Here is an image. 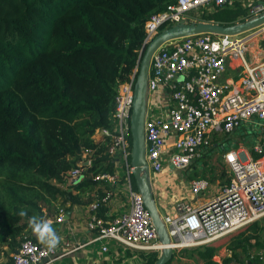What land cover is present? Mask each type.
<instances>
[{"label":"built area","instance_id":"built-area-1","mask_svg":"<svg viewBox=\"0 0 264 264\" xmlns=\"http://www.w3.org/2000/svg\"><path fill=\"white\" fill-rule=\"evenodd\" d=\"M233 2H170L145 20L143 45L163 26L197 20L196 16L232 6ZM245 8L243 19L263 11L264 3L249 2ZM247 32L243 36L242 33L187 35L165 42L152 54L144 119L145 159L151 178L165 168L187 169L214 147L216 151V147L220 148L230 177L228 184L209 199L197 204L175 199L172 210L161 215L174 250L211 244L264 217V59L248 62L245 58L249 41L254 44L264 39V24ZM228 69L240 70L236 78H231L226 75ZM136 72L137 66L127 80L118 84L109 126L97 128L92 135L95 141L105 142L104 152L109 158L114 161L122 158L125 167L121 177L115 171H102L92 175V179L111 184L122 180L129 190V210L112 218L102 217L98 212L109 194L96 195L89 203L87 228L95 233L92 241L108 239L132 252L159 253L165 245L158 240L142 195L133 189L130 179L133 168L130 116ZM243 125L250 126L253 132L251 145L247 147L242 145L244 136L232 137ZM244 133L248 134L246 129ZM229 138L234 144L227 147L224 141ZM82 157L87 158L83 154ZM85 163L90 164V159ZM83 173L85 167H75L66 176L76 179ZM208 187L205 178L189 183L193 197ZM64 213L59 209L56 220L61 222ZM81 246L63 241L49 249L39 240L24 237L11 259L13 264H50ZM102 250L107 247L103 245Z\"/></svg>","mask_w":264,"mask_h":264},{"label":"trees","instance_id":"trees-1","mask_svg":"<svg viewBox=\"0 0 264 264\" xmlns=\"http://www.w3.org/2000/svg\"><path fill=\"white\" fill-rule=\"evenodd\" d=\"M173 1L0 0V244L14 249L29 219L43 218L41 202L63 193L57 184L72 168L85 167L88 174L71 186L77 190L96 184L92 175L114 171L105 142L92 135L109 126L118 84L135 66L138 73L145 20ZM234 5L231 14H219L225 6L197 20H243L246 8ZM85 150L90 164H83ZM104 211L98 214L106 217ZM252 238L239 232L227 247L249 251ZM216 250L205 245L194 251L212 264ZM141 254L138 264H154L158 256Z\"/></svg>","mask_w":264,"mask_h":264},{"label":"crops","instance_id":"crops-1","mask_svg":"<svg viewBox=\"0 0 264 264\" xmlns=\"http://www.w3.org/2000/svg\"><path fill=\"white\" fill-rule=\"evenodd\" d=\"M233 1H234L233 5L238 4L241 7H245L249 2L264 3V0H233ZM250 50L252 53L256 50H259L258 43H254L252 47L250 46L249 51ZM252 58L255 59L252 60ZM252 58L251 61L259 60V58L256 56H253ZM226 75L232 78L231 73L228 74L226 73ZM165 171L168 170L164 169L162 172H160L155 176H152L151 178L152 188L155 195V200L157 203L158 210H159V206H161L164 209L165 212L164 214H166L167 212L172 210L171 205L175 199H184L185 201L193 202L194 204H197L198 202L202 201L200 199L198 201L196 199H193L190 190H187L184 193H180L179 187L182 184L178 181L174 182V180H171L170 174L166 175ZM169 172L173 173L175 171L170 170ZM87 176L88 174L86 175V173H83L82 176L76 178L75 181L78 182L79 180ZM118 182L120 181L111 184L106 181H97L96 184H94L92 187L89 188L79 189V190L72 188L71 191L69 190L70 191L69 197L64 201L65 206H63L64 207L63 210L65 212L64 219L61 221V223L62 222L66 223V227L63 226L62 224H59L60 222L56 220L57 215H55V219L49 218V220H51L50 223L54 222L55 220H56L55 223H58V225L54 228V230L56 231L57 235L60 238L59 244L63 241H68L71 244V246H79V245L82 246L80 248H77V250H75L71 254L64 256L62 258H58L53 262H51L50 264H138L142 262L143 255L140 252L139 253L132 252L117 243H115V245L110 247L111 242L92 241L95 233L88 230L87 228V221L90 215L89 203L92 201L91 200L92 196L93 197H95L96 195L104 196L107 193L109 194L108 201L103 205L106 209V211H104V215L107 216V218L119 216L122 213L126 212L125 210H120L119 212H117L116 207L114 206L116 200L112 195L111 189L113 187H116V184ZM168 184H171V186H168ZM158 190L160 191L167 190L168 191L167 197L165 199H160ZM204 200L207 199H203V201ZM77 206H81L82 209L83 208L85 210L87 209V211L89 210L86 219H84L82 223L76 219ZM160 215L163 214L160 213ZM242 229L243 228L235 231L236 233L234 232L232 234H229V236L227 235L219 240L212 242L211 244H208L217 247V250L212 257L213 264H232L233 262L236 264H264V244H261V248L259 249H256L254 245H251L249 251L246 252L242 251L240 247L239 248L236 247L234 252H232L227 247L226 242L229 241L233 236H235L239 232H243ZM33 237L34 239L38 240L34 232H33ZM103 245L107 247L106 251L102 250ZM202 246L205 245L184 248L177 251L185 255L187 252L191 253L192 255L196 254V257L199 260L198 259L191 260L188 262V264H203V262L205 261L201 259L198 256V254L194 251L195 248L198 247L201 248ZM175 251L176 250L173 249L174 255H176ZM108 252L109 254H107ZM122 254L123 256H121Z\"/></svg>","mask_w":264,"mask_h":264},{"label":"rangeland","instance_id":"rangeland-1","mask_svg":"<svg viewBox=\"0 0 264 264\" xmlns=\"http://www.w3.org/2000/svg\"><path fill=\"white\" fill-rule=\"evenodd\" d=\"M233 6H229V8L220 11L219 14L227 15L231 14L234 12L232 10ZM231 7V8H230ZM235 8V7H234ZM217 9L210 11L209 13L215 12ZM193 15V14H190ZM194 16V15H193ZM199 18V16H196ZM249 32L242 33L241 36L248 34ZM258 48L259 50L254 51L253 53L251 50L245 52V58L248 62H250L251 58L253 56H256L259 58L258 61H261L264 59V39H258ZM250 46L252 47L253 43L249 41ZM249 46V47H250ZM257 52V53H256ZM260 52V53H259ZM255 58H252L254 60ZM240 69L237 70H232L228 69L227 74L231 73L232 78L237 77V73L239 72ZM247 130L248 134L246 135L244 133V130ZM252 128L250 126H240L235 133H233L232 137L235 138H241L242 136L245 137L243 142V147H247L248 145H251V137H252ZM224 138V136L222 137ZM225 145L227 147L230 146V144H234L233 140L229 138V140H225ZM90 154V155H89ZM83 155H85L87 158H91V153L84 152ZM193 165L189 166L187 169L180 170V171H175L173 173L169 172L171 169L170 168H165L168 171H165L166 175L170 174L171 180H174V182L178 181L182 185L179 187L180 193H184L187 190H189V183L198 178H205L209 181V187L198 194L197 197H193V199L196 198L198 201L203 200V199H209L214 193H217L218 189L223 185V182L225 179L229 176V173L227 172V168L222 160V152L220 151H211L210 153H205L199 158H197L193 163ZM113 169L114 171L121 177L125 173V167H124V160L122 158H119L118 160H115L113 162ZM224 171V174L221 175V172ZM131 183L133 189L136 188L134 178L131 174L130 176ZM76 181L73 179V177L67 178L65 177V182L64 184H57V186L62 190V194H59L55 200H52L49 204H46L44 202H41L42 205V212H43V220L47 219H55V215L59 212V209H64L63 206H65L64 201L68 199L69 197V192L72 189V185L75 184ZM168 186H171V184H168ZM70 190V191H69ZM112 195L115 198V203L114 206L116 207V211L119 212L120 210H129V190L126 184L123 181H120L116 184V187H113L111 189ZM159 192V198L160 199H165L167 197V190H158ZM95 197H91V200H93ZM158 198V199H159ZM77 210V220L82 223L84 219H86V216L88 215L89 210H85L84 208L82 209L81 206L76 207ZM159 212L161 214H164V209L159 206ZM56 221V220H55ZM52 222L51 226L54 229L58 223ZM59 224H62L63 226L66 227L65 222H60ZM243 235L244 236H249V235H254V239H250L251 245H254L256 249L261 248V244H264V217L258 219L257 221H254V223H250L249 225L243 227ZM64 231V228H63ZM236 233V232H235ZM229 236V235H228ZM24 237H30L33 238V229L31 226H29L27 229H25L20 237L16 239V242L14 244V249H11L8 247L6 244H0V264H7L8 260L11 257L12 252L18 247L20 242L24 239ZM231 240V239H230ZM107 242H111V246L115 245L114 242L106 239ZM229 241L226 243L228 244ZM232 244V243H231ZM181 250V249H179ZM219 251V250H218ZM176 255H174V258L171 260L170 264H188L189 261L191 260H197L198 258L196 257V254H191L189 252L185 254L180 253L179 251H175ZM109 254V252L107 253ZM123 256V254L121 255ZM143 257V256H142ZM199 260V259H198ZM203 264H206L203 262ZM213 264V263H212Z\"/></svg>","mask_w":264,"mask_h":264},{"label":"water","instance_id":"water-1","mask_svg":"<svg viewBox=\"0 0 264 264\" xmlns=\"http://www.w3.org/2000/svg\"><path fill=\"white\" fill-rule=\"evenodd\" d=\"M262 24H264V10L247 19L229 25L205 20H181L162 29L141 48L138 73L133 88V104L130 116V164L133 167L132 176L136 189L142 195L144 205L156 229L158 240L165 245L160 250L154 264H166L170 261L173 255V248L170 246V237L157 207L149 167L145 159L144 119L146 113L147 75L152 54L165 42L179 37L201 33L238 35Z\"/></svg>","mask_w":264,"mask_h":264},{"label":"clouds","instance_id":"clouds-1","mask_svg":"<svg viewBox=\"0 0 264 264\" xmlns=\"http://www.w3.org/2000/svg\"><path fill=\"white\" fill-rule=\"evenodd\" d=\"M19 215L25 216L27 213L21 211ZM29 225L32 227L38 240L49 249H53L59 244L60 238L49 221L33 216L29 219Z\"/></svg>","mask_w":264,"mask_h":264}]
</instances>
